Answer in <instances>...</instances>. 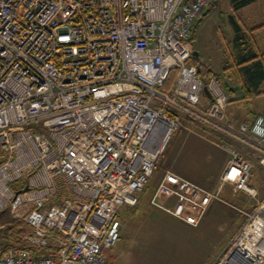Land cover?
Instances as JSON below:
<instances>
[{"label": "built area", "instance_id": "1", "mask_svg": "<svg viewBox=\"0 0 264 264\" xmlns=\"http://www.w3.org/2000/svg\"><path fill=\"white\" fill-rule=\"evenodd\" d=\"M215 1L0 0V212L30 226L36 249L0 264H114L120 210L138 204L186 122L229 154L219 186L167 171L151 205L196 228L213 203L232 206L228 185L258 200L242 148L264 167V116L228 117L221 84L189 64ZM239 212L216 264H264V201Z\"/></svg>", "mask_w": 264, "mask_h": 264}, {"label": "rangeland", "instance_id": "2", "mask_svg": "<svg viewBox=\"0 0 264 264\" xmlns=\"http://www.w3.org/2000/svg\"><path fill=\"white\" fill-rule=\"evenodd\" d=\"M232 5V0H216L196 23L194 49L198 56H194L189 64L196 65L203 74L209 69L218 74L230 100L229 112L240 113L241 107L248 105L244 101L243 105L232 101V89L240 84L236 78L223 75L236 46L230 16H236L241 22L242 17L251 19L248 22L251 26L264 24V0L239 11H235ZM214 137L200 125L188 122L175 132L147 188L139 194L136 217L127 215V206L123 210L133 220H128L120 229V239L107 253L114 264H216L223 256L246 220L239 209L252 211L257 201H264V172L255 173L253 179L258 188V200L228 185L222 197L232 206L213 203L196 228L151 205V196L167 171L212 186L210 184L217 180L227 160L226 153L214 145ZM17 221L20 220L11 216L9 211L0 212V240L6 236L8 226Z\"/></svg>", "mask_w": 264, "mask_h": 264}, {"label": "trees", "instance_id": "3", "mask_svg": "<svg viewBox=\"0 0 264 264\" xmlns=\"http://www.w3.org/2000/svg\"><path fill=\"white\" fill-rule=\"evenodd\" d=\"M233 9L239 11L258 0H232ZM207 15V14H206ZM230 21L235 30V52L230 58V65L225 67L223 75H230L232 78H236L241 85L242 80L246 86L244 88L245 95L243 98L251 97L252 93H257L264 82V52L259 48L256 41V33L264 28V25L255 28H247L246 25L241 22L236 16H230ZM243 21V20H242ZM195 32V31H194ZM193 58V57H192ZM193 64V63H191ZM194 65V64H193ZM196 66V65H195ZM199 73L207 81L211 78H215L220 83V77L211 69L207 74H203L199 69ZM175 80V72L170 76L168 85ZM243 84V83H242ZM235 92V88L232 89ZM32 233L30 226L20 220L10 224L7 228L6 236L0 240V256L8 250L15 248L19 250H31L36 252L35 248L30 247L26 237Z\"/></svg>", "mask_w": 264, "mask_h": 264}, {"label": "crops", "instance_id": "4", "mask_svg": "<svg viewBox=\"0 0 264 264\" xmlns=\"http://www.w3.org/2000/svg\"><path fill=\"white\" fill-rule=\"evenodd\" d=\"M242 20H243V22L245 23V25L246 26H248V28H255V27H258V26H262V25H264V24H261V25H257V26H255V25H250L248 22H250V20L249 19H246V18H244V17H242ZM249 24V25H248ZM255 37H256V41H257V43H258V46H259V48L264 52V28H262V29H260L257 33H256V35H255ZM243 83V84H242ZM242 83H241V85H238L237 87H235V92L232 90V92L234 93V95H233V99H232V101L233 100H236L240 105H243V101H244V103H247L248 105H247V107L246 108H243V107H241V109H240V113H238L237 111H232L231 110V112H229V102H230V100H229V102H228V104H227V110H226V114H227V116L228 117H230V118H234V119H236L237 121H239V122H247V123H253L255 120H256V118L257 117H259V116H264V82H263V84L261 85V87H260V89H259V91L257 92V93H252V96L251 97H247V98H243L244 97V95H245V92H244V88H242V85H244V86H246V84H245V82H244V79L242 80ZM235 96H237V97H235ZM215 140V139H214ZM214 145H216V146H218L222 151H224L225 153H226V155H227V160H226V162L224 163V165H223V167H222V169H221V171H220V173H219V176H218V178H217V180L215 181V182H213V183H211L210 185H212V186H205V185H203V186H205V187H207V188H209V189H216L218 186H219V182H220V179H221V176H222V174H223V172H224V170H225V167H226V164H227V162H228V159H229V154L221 147V145L220 144H217L215 141H214ZM242 150H243V152L245 153V155H246V157L248 158V159H250L251 161H252V177H251V180H250V184L254 187V188H256L257 186L255 185V184H253V179L255 178L254 176H255V173H261V172H264V167H262L261 165H259L257 162H256V159L254 158V155H253V152H251L250 150H248V149H245V148H242ZM253 169H254V171H253ZM263 174V173H262ZM182 176H184V175H182ZM184 177H186V176H184ZM187 178V177H186ZM189 179V178H188ZM191 180V179H190ZM161 181V180H160ZM159 181V182H160ZM194 181V180H193ZM196 182V181H195ZM197 183H199V182H197ZM199 184H201V183H199ZM202 185V184H201ZM227 187V186H226ZM233 187V186H232ZM226 189V188H225ZM257 190H258V188H256ZM225 191V190H224ZM223 191V192H224ZM222 192V193H223ZM142 192H140V193H138V198H139V194H141ZM246 195V194H245ZM151 198H152V196H151ZM224 200H225V198H224ZM165 202V201H164ZM139 203V202H138ZM165 203H171V200H168L167 202H165ZM219 203V202H218ZM138 205L139 204H137L136 206H134V207H130V206H124L121 210H120V212H119V219H120V217H121V219H120V221H121V228H123L124 227V225H125V223L128 221V220H133V219H131L130 218V216H129V218L124 214V208H125V211L126 210H128V213H127V215L129 214V215H132L133 217H136V212H135V210L137 209V207H138ZM255 207V206H254ZM253 207V208H254ZM134 211V212H133ZM209 212V211H208ZM206 217V216H205ZM245 217V216H244ZM245 223V222H244ZM243 226V225H242ZM241 226V227H242ZM233 239V238H232ZM111 249H109V250H107L106 252H105V254H106V256H107V258L109 259V257H108V255H107V253L110 251ZM113 262V261H112ZM114 263V262H113Z\"/></svg>", "mask_w": 264, "mask_h": 264}, {"label": "water", "instance_id": "5", "mask_svg": "<svg viewBox=\"0 0 264 264\" xmlns=\"http://www.w3.org/2000/svg\"><path fill=\"white\" fill-rule=\"evenodd\" d=\"M194 56H198V53L197 52H194ZM206 91H207V89H206ZM208 92V91H207Z\"/></svg>", "mask_w": 264, "mask_h": 264}]
</instances>
